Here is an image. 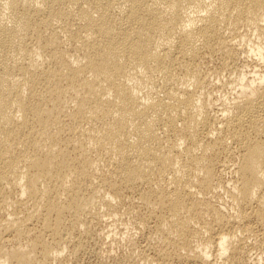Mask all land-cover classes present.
Segmentation results:
<instances>
[{
    "label": "bare ground",
    "instance_id": "obj_1",
    "mask_svg": "<svg viewBox=\"0 0 264 264\" xmlns=\"http://www.w3.org/2000/svg\"><path fill=\"white\" fill-rule=\"evenodd\" d=\"M242 55L264 67V0H0V264L75 259L123 204L163 264H246L264 72Z\"/></svg>",
    "mask_w": 264,
    "mask_h": 264
},
{
    "label": "rangeland",
    "instance_id": "obj_2",
    "mask_svg": "<svg viewBox=\"0 0 264 264\" xmlns=\"http://www.w3.org/2000/svg\"><path fill=\"white\" fill-rule=\"evenodd\" d=\"M244 55L241 56V63H240V67L243 68L244 67V71L246 70V72H249L251 70H255V71H263L264 72V67H255V69L252 67H245V65L243 64V59ZM211 64L208 66L209 62L203 63L202 68L212 72L214 71V69H216V63L215 62H210ZM212 66V68H211ZM210 67V68H209ZM262 68V69H261ZM204 69V70H205ZM212 70V71H211ZM226 76V77H225ZM248 76H250L248 74ZM228 74L225 73L221 79L224 80V78H226L225 80L228 81L230 78H228ZM215 92V93H214ZM221 89H216L213 90V94L212 96L215 98L216 96L220 95L221 93ZM215 94V95H214ZM218 94V95H217ZM217 102V101H216ZM122 208L119 207L118 212L112 216L109 217L108 216H104L101 221V223H97L95 224V233L96 235H98V239L93 240L94 242H91V240H87L86 238H83V241H87L85 242L86 244V250L83 251V253H79L75 259L68 257L65 255V259L63 261L62 264H163V262L160 260V258H158L157 253L155 251H157V248L154 246H158L157 242L155 241L153 237V233L151 232L153 229V223L149 222L148 223V227H143V229L141 228L140 224L142 223V220H144V212L140 213L141 211L128 205V204H123L121 205ZM129 209L128 211V208ZM128 211V213H126V209ZM122 209V210H120ZM103 209H101L100 211L102 212ZM104 211V210H103ZM121 211V212H120ZM126 211V212H125ZM134 211V212H133ZM138 212V214H137ZM120 213H122V215H120ZM133 213V214H132ZM131 216H128V215ZM135 214V215H134ZM117 216V218H115ZM127 216V217H124ZM135 216V217H134ZM106 217V218H105ZM115 219H114V218ZM143 217V219H141ZM112 218V219H111ZM132 218V219H131ZM108 221H107V220ZM114 219V220H113ZM139 219L141 220L139 222ZM116 220V221H115ZM127 220V221H126ZM103 222V224H102ZM106 222V223H105ZM122 222V223H121ZM137 222V225H136ZM114 223V224H113ZM102 224V225H100ZM108 225V226H107ZM111 225V226H110ZM114 227H113V226ZM132 225V226H131ZM139 225V226H138ZM125 226V227H124ZM123 227V228H122ZM138 227V228H137ZM140 227V228H139ZM149 228L151 229V231H149ZM133 229V230H132ZM108 230V231H107ZM143 230V231H142ZM148 230V231H147ZM117 231V232H116ZM148 233H147V232ZM97 232L99 234H97ZM119 232V233H118ZM152 234H151V233ZM114 233L116 235L112 234ZM107 234L109 236L110 234V238H107ZM147 234V235H146ZM259 234V235H258ZM126 235V236H125ZM135 235V236H134ZM153 235V236H152ZM261 235V236H260ZM138 236V237H136ZM149 236V237H148ZM257 236V238H256ZM264 236V235H263ZM262 236L261 232H257L256 235H254L253 237L251 236L248 239V243H246L247 248L246 250H248V258L246 260V264H264V240ZM101 237H105V239L101 238ZM116 237V238H115ZM133 237V238H132ZM145 237V238H144ZM262 239H261V238ZM121 238V240H120ZM123 238V239H122ZM131 238V239H130ZM253 238V240H251ZM110 239V240H109ZM147 239V240H146ZM151 239V241H149ZM256 241H255V240ZM100 240V241H99ZM129 240V241H127ZM251 240V241H250ZM96 241V243H95ZM105 241V242H104ZM126 241V242H125ZM149 241V242H148ZM257 241H259L257 243ZM261 241V242H260ZM117 242V243H116ZM119 242V243H118ZM133 242V243H132ZM153 242V243H152ZM257 243V244H253V243ZM263 242V243H262ZM94 243V245H93ZM108 243V244H107ZM122 243V244H121ZM152 243V245H151ZM89 244V245H88ZM92 244V245H91ZM126 244V245H125ZM134 246H133V245ZM155 244V245H154ZM254 246H253V245ZM260 244V245H259ZM98 245V246H97ZM103 245V246H102ZM106 245V246H105ZM259 245V246H256ZM263 245V246H262ZM88 246V247H87ZM113 246V247H112ZM133 246V247H132ZM153 246V248H152ZM250 246V247H249ZM253 246V247H252ZM93 248V249H92ZM147 248V249H146ZM257 248V249H256ZM262 248V250H260ZM91 249V250H90ZM152 249V250H151ZM156 249V250H155ZM105 250V251H104ZM143 250V251H142ZM154 250V251H153ZM94 251V252H93ZM112 251V252H111ZM128 251V252H127ZM111 252V253H110ZM132 252V253H131ZM135 252V253H134ZM152 252V253H151ZM251 252V253H250ZM262 252V253H261ZM93 253V254H92ZM155 253V254H154ZM81 254V255H80ZM111 254V255H110ZM133 254V256H131ZM142 254V255H141ZM154 254V255H152ZM263 254V256H262ZM84 255V256H83ZM259 255V256H258ZM253 256V257H252ZM67 257V259H66ZM114 257V258H113ZM262 257V259H261ZM70 258V259H69ZM102 258V260H101ZM146 258V259H145ZM150 258V259H149ZM251 258V259H250ZM73 259V260H72ZM115 259V260H114ZM118 259V260H117ZM123 259V260H122ZM126 259V260H125ZM250 261H249V260ZM259 259V260H257ZM128 260V261H127ZM157 261V263L155 261ZM140 261V262H139ZM260 261V262H258ZM146 262V263H145ZM160 262V263H158ZM162 262V263H161ZM219 262V261H218ZM216 263L213 262V264H221L224 261H220V263ZM248 262V263H247ZM262 262V263H261ZM226 263V262H225ZM164 264H168V263H164ZM169 264H179V263H169ZM186 264V263H183ZM190 264V263H188ZM223 264V263H222ZM227 264V263H226Z\"/></svg>",
    "mask_w": 264,
    "mask_h": 264
}]
</instances>
